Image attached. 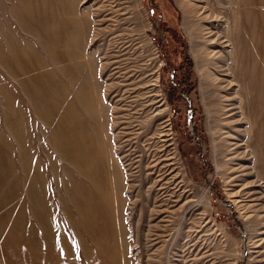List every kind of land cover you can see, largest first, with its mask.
<instances>
[{
    "label": "rangeland",
    "instance_id": "obj_1",
    "mask_svg": "<svg viewBox=\"0 0 264 264\" xmlns=\"http://www.w3.org/2000/svg\"><path fill=\"white\" fill-rule=\"evenodd\" d=\"M0 264H264V0H0Z\"/></svg>",
    "mask_w": 264,
    "mask_h": 264
},
{
    "label": "bare ground",
    "instance_id": "obj_2",
    "mask_svg": "<svg viewBox=\"0 0 264 264\" xmlns=\"http://www.w3.org/2000/svg\"><path fill=\"white\" fill-rule=\"evenodd\" d=\"M182 3V2H181ZM184 15H185V17L187 16L188 17V15H189V10L187 9V8H184ZM246 13V12H245ZM245 16V15H244ZM247 17V16H246ZM245 17V18H246ZM248 18V17H247ZM246 18V19H247ZM188 19V18H187ZM246 19H244V20H246ZM251 20V19H250ZM7 21V20H6ZM255 22V21H254ZM248 23V22H247ZM16 24V23H15ZM194 25V24H193ZM263 25V24H262ZM257 26V25H256ZM237 27H238V25H237ZM258 27H259V25H258ZM260 28V27H259ZM233 30V29H232ZM5 31V30H4ZM211 31V30H210ZM20 32V31H19ZM206 32V31H205ZM248 32V31H247ZM22 34V33H21ZM210 34V33H209ZM236 34H237V32H236ZM231 35L232 36H235V35H233L232 33H231ZM259 35V34H258ZM24 36H26V35H24ZM195 36V35H194ZM193 39V38H192ZM193 41V40H192ZM214 41V40H213ZM260 41V40H259ZM255 43V42H254ZM215 51V50H214ZM239 51V50H238ZM262 52V51H261ZM261 55V54H260ZM263 55V54H262ZM239 56V55H238ZM243 57H245V56H243ZM250 57V56H249ZM238 59V58H237ZM251 66V65H250ZM246 72V71H245ZM253 73V72H252ZM250 74V73H249ZM258 83V82H257ZM254 92V91H253Z\"/></svg>",
    "mask_w": 264,
    "mask_h": 264
},
{
    "label": "trees",
    "instance_id": "obj_3",
    "mask_svg": "<svg viewBox=\"0 0 264 264\" xmlns=\"http://www.w3.org/2000/svg\"><path fill=\"white\" fill-rule=\"evenodd\" d=\"M172 91H173V90H172ZM171 94H173V92H172Z\"/></svg>",
    "mask_w": 264,
    "mask_h": 264
}]
</instances>
